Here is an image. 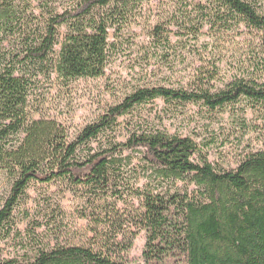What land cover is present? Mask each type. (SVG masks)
Returning <instances> with one entry per match:
<instances>
[{"label":"trees","instance_id":"1","mask_svg":"<svg viewBox=\"0 0 264 264\" xmlns=\"http://www.w3.org/2000/svg\"><path fill=\"white\" fill-rule=\"evenodd\" d=\"M140 2L0 0V174L9 184L0 245L15 235L14 213L32 184L61 182L91 208L90 239L37 245L21 258L0 254V264H127L140 232L144 264H264V150L245 145L225 169L207 159L216 138L149 128L116 138L121 118L156 100L198 105L214 121L229 114L239 146L264 129V0H175L170 24L193 40L208 37L187 89H136L70 140L55 121L31 116L41 81L104 76L110 33L133 24ZM233 36L240 50L223 57ZM228 143L230 135L218 146Z\"/></svg>","mask_w":264,"mask_h":264},{"label":"rangeland","instance_id":"2","mask_svg":"<svg viewBox=\"0 0 264 264\" xmlns=\"http://www.w3.org/2000/svg\"><path fill=\"white\" fill-rule=\"evenodd\" d=\"M176 10L175 0H141L133 24L116 36L110 33L112 46L104 76L71 83L55 79L41 81L29 97L31 116L55 121L70 140L94 123L108 107L121 102L136 89L158 86L187 89L194 69L200 64L198 55L208 54L203 46L208 37L203 35L193 40L171 25ZM156 26L160 29L154 32ZM230 38L232 40L227 39L219 51L226 58L240 50L235 45L240 38ZM218 119L209 120L198 105L188 104L174 109L156 100L121 118L116 138L124 141L132 130L142 128L191 137L197 142L216 138L218 142L209 149L207 159L216 168L225 169L235 167L245 145L254 151L264 150V129L249 133L239 146L236 136H232L229 114ZM228 135L230 143L224 148L219 147L220 141ZM143 184L141 180L139 185ZM8 190V180L0 174V206ZM90 212L91 208L81 193H73L61 182L32 184L27 197L14 213L16 233L1 243L0 254L2 258H21L37 245L81 244L91 237L87 230L88 220L84 218ZM144 245L145 236L140 232L125 257L127 264H144Z\"/></svg>","mask_w":264,"mask_h":264}]
</instances>
